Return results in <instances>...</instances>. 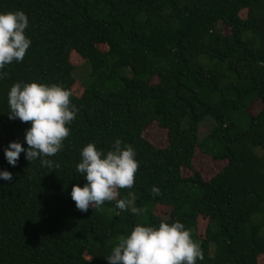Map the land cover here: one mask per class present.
I'll use <instances>...</instances> for the list:
<instances>
[{"label": "trees", "instance_id": "1", "mask_svg": "<svg viewBox=\"0 0 264 264\" xmlns=\"http://www.w3.org/2000/svg\"><path fill=\"white\" fill-rule=\"evenodd\" d=\"M17 10L28 18L31 45L0 79V171L13 174L0 179V264H108L119 236L162 221L191 231L204 256L197 264H259L264 0H0V13ZM72 57L88 67L79 96L72 92ZM17 82L58 84L72 93L78 112L71 134L49 158L58 169L24 153L15 167L5 158L10 142L28 147L30 123L8 119V92ZM207 119L212 128L200 141ZM155 122L167 132L164 148L143 136ZM115 139L131 146L139 162L134 186L119 190L118 199L146 211L134 215L113 201L80 212L70 196L73 185L86 183L76 170L80 152L94 143L106 153ZM196 148L227 164L209 180L195 170L183 176V169L193 170ZM153 186L160 195L151 194ZM157 204L170 206L166 219L156 214ZM199 218L207 219L202 238Z\"/></svg>", "mask_w": 264, "mask_h": 264}, {"label": "clouds", "instance_id": "2", "mask_svg": "<svg viewBox=\"0 0 264 264\" xmlns=\"http://www.w3.org/2000/svg\"><path fill=\"white\" fill-rule=\"evenodd\" d=\"M28 18L23 11L0 13V79L7 76L2 70L12 63L23 61L31 45L25 35ZM72 93L58 84L37 82L14 83L8 92L9 120L30 123L24 141L10 142L4 150L9 165L17 166L21 153L33 162L40 160L50 170L60 165L50 157L56 156L70 136L69 125L76 119L78 109L71 103ZM131 146H122L115 139L111 150H98L94 143H88L80 152L81 160L76 170L86 181L83 187L73 185L71 199L76 209L86 213L89 208L100 209L106 202L115 201V207L127 210L131 201L118 199L119 190L134 186L139 162ZM0 179L11 181L13 174L0 171ZM153 196L160 195V189H150ZM144 208L132 207L134 215H141ZM108 264H197L203 260L199 243L192 239L191 231L179 221L160 222L158 226L137 224L127 235L118 237V243L106 257Z\"/></svg>", "mask_w": 264, "mask_h": 264}, {"label": "rangeland", "instance_id": "3", "mask_svg": "<svg viewBox=\"0 0 264 264\" xmlns=\"http://www.w3.org/2000/svg\"><path fill=\"white\" fill-rule=\"evenodd\" d=\"M242 16L245 15V12L241 13ZM224 33H228L229 29L228 27H225L223 30ZM102 50H106L105 46H100ZM72 64L75 67V70L73 72L74 77L76 79L75 85L72 87V92L79 96L81 95L83 91V84H87L89 81L88 76V67L86 61H83L80 58H73L72 57ZM124 71V75L128 76L130 74L129 68L122 69ZM260 109V103H256L251 109L250 112L252 114H256ZM212 128V121L210 119H207L200 123L199 129H198V137L199 140L202 141L207 134L210 132ZM143 136L152 144H154L157 147L164 148L167 145V132L165 129L161 128L156 122L151 124L144 132ZM193 170L189 169H183L182 175L183 176H190L192 175L193 171H198L201 176L209 180L214 175H216L226 164V160H215L211 158L210 156L203 154L199 148H196L195 155L193 158ZM190 194L194 197L200 196L201 192L197 189H191ZM158 206V207H157ZM156 214L161 216L162 218L166 219L169 216L170 213V206L163 205V204H157ZM133 207V200H131V203L129 205V208L131 209ZM207 224V219L205 218H199L198 225H197V235L198 237L202 238L205 227ZM259 264H264V256H260L258 258Z\"/></svg>", "mask_w": 264, "mask_h": 264}]
</instances>
